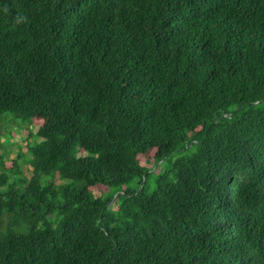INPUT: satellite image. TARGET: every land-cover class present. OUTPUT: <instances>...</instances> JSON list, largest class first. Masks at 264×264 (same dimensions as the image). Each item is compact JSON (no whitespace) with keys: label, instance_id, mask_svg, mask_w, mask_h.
I'll return each instance as SVG.
<instances>
[{"label":"trees","instance_id":"obj_1","mask_svg":"<svg viewBox=\"0 0 264 264\" xmlns=\"http://www.w3.org/2000/svg\"><path fill=\"white\" fill-rule=\"evenodd\" d=\"M6 121L0 264H264V0H0Z\"/></svg>","mask_w":264,"mask_h":264},{"label":"rangeland","instance_id":"obj_2","mask_svg":"<svg viewBox=\"0 0 264 264\" xmlns=\"http://www.w3.org/2000/svg\"><path fill=\"white\" fill-rule=\"evenodd\" d=\"M38 126H31L22 124L19 122H0V156L2 155L5 160H12L17 157L18 153L24 154L27 156V146L31 143H33L34 138L32 135L35 134ZM28 129L31 130V135L28 133ZM42 140L39 139L38 142H41ZM85 155L83 152H80L77 156H83ZM186 156V153H174L171 156L168 157L167 160L162 161L154 165L153 161H146L144 159H140V165L145 167L149 170L148 182L146 184V192L148 194L152 193L155 189V179L154 177L157 176L160 172H170L171 171V165L174 161H176L178 158ZM22 172L25 175V177H30L31 175V168L28 163H25L22 166ZM56 183H58V180H56ZM101 190H95L93 193L95 196H100Z\"/></svg>","mask_w":264,"mask_h":264},{"label":"water","instance_id":"obj_3","mask_svg":"<svg viewBox=\"0 0 264 264\" xmlns=\"http://www.w3.org/2000/svg\"><path fill=\"white\" fill-rule=\"evenodd\" d=\"M140 189V188H139Z\"/></svg>","mask_w":264,"mask_h":264}]
</instances>
